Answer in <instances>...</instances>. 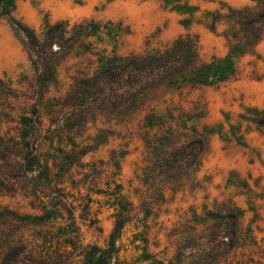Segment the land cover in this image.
I'll list each match as a JSON object with an SVG mask.
<instances>
[{
	"label": "rangeland",
	"instance_id": "1",
	"mask_svg": "<svg viewBox=\"0 0 264 264\" xmlns=\"http://www.w3.org/2000/svg\"><path fill=\"white\" fill-rule=\"evenodd\" d=\"M14 3V17L35 30L45 19L99 22L100 31L89 38L96 52H143L189 33L197 37L202 60L210 61L226 56L227 47L221 36L223 24L210 30V16L206 13L219 9L224 12L223 5L241 7L251 0H181L180 9L172 7L176 2L165 5L162 0ZM92 59L88 53L68 58L58 67L57 83L50 86V93H64L80 69V62ZM233 60L236 72L229 80L186 87L160 103L162 109L169 104L173 109V115H161L167 126L205 141L198 171L178 186L167 185L162 197L147 190L148 197L142 202L146 187L141 182L142 170L150 154L149 138L142 127L144 115L123 119L98 115L84 130L48 134L47 151L57 159L54 171L63 181V192L75 205L76 222L84 242L104 246L109 241L114 214L119 209L114 198L118 190L132 203L130 219L115 239L120 264H157L155 260L173 254L178 224L191 220L193 213L203 216L205 208L214 209L230 200L241 210L245 231L243 245L230 256L231 264H264V135L252 122L255 111L264 109V38L252 54ZM24 75H31L26 54L10 25L0 16V77L12 89L22 92L27 84ZM23 102L22 98L0 96V131L14 129ZM43 124L49 127L46 115ZM73 142L78 145L73 154L79 149L87 152L80 157L78 154L70 163L71 159L64 158ZM116 160L118 169L114 166ZM0 203L21 212L32 211L19 195L0 196ZM147 253L149 257L143 256ZM140 256L144 258L140 260Z\"/></svg>",
	"mask_w": 264,
	"mask_h": 264
},
{
	"label": "trees",
	"instance_id": "2",
	"mask_svg": "<svg viewBox=\"0 0 264 264\" xmlns=\"http://www.w3.org/2000/svg\"><path fill=\"white\" fill-rule=\"evenodd\" d=\"M162 1L181 7V0ZM14 8V0H0V16L19 40L31 75L23 76L27 84L22 92L0 77V96L24 101L14 129L0 131V196L19 195L32 211L21 212L0 203V264H120L115 239L130 219L132 203L117 190L114 198L119 209L109 241L104 246L84 242L75 205L63 192V181L54 171L57 159L47 151L48 134L84 130L98 115L117 119L144 115L142 127L149 138L150 154L142 170L141 182L146 186L142 202L148 197L147 190L162 197L167 185L178 186L198 171L205 141L167 126L161 115H173V109L170 104L162 109L160 103L186 87L229 80L236 72L233 58L252 54L264 38V0H251L241 7L223 5L224 12L206 13L210 30L223 24L221 36L227 47L226 56L210 61L202 60L197 37L189 33L143 52L100 53L93 51L89 41L100 31L99 22L45 19L35 30L14 17ZM85 53L93 59L80 62L64 93H50V86L57 83L58 67L72 55ZM45 115L49 118L47 128ZM252 122L264 135V109L255 111ZM72 146L64 158L71 159L70 163L87 152L79 149L73 154L78 145L73 142ZM114 166L119 168L117 160ZM244 233L241 210L226 200L214 209L205 208L203 216L193 213L191 220L178 224L173 254L155 262L231 264L230 256L243 245Z\"/></svg>",
	"mask_w": 264,
	"mask_h": 264
}]
</instances>
